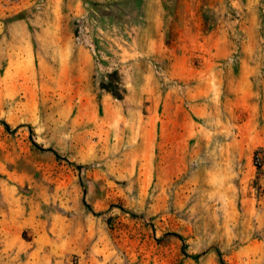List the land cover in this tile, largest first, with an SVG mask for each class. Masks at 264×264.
Returning <instances> with one entry per match:
<instances>
[{
  "label": "rangeland",
  "instance_id": "1",
  "mask_svg": "<svg viewBox=\"0 0 264 264\" xmlns=\"http://www.w3.org/2000/svg\"><path fill=\"white\" fill-rule=\"evenodd\" d=\"M198 5L209 28L236 20L231 43L211 44L221 52L218 66L211 61L201 70L196 55L188 64L181 55L137 51L155 45L137 35L150 15L161 16L169 29ZM86 7L82 22L94 48L88 49L96 89L110 99L55 97L53 86L27 84L30 71L0 70V176L20 180L51 170L54 158L77 174L91 209L86 196L102 187L92 171L109 173L107 219L113 229L118 214L111 211L124 217L125 264H264V0H86ZM243 20L250 22L248 33ZM163 40L169 45L176 39ZM153 93L181 97L160 104L159 112H190L188 147L179 127L173 149L143 151L136 141L120 149L108 145V109L122 110L126 123L149 109V100L127 97ZM233 110L231 118L212 114ZM108 158L126 161L119 172H107L102 161Z\"/></svg>",
  "mask_w": 264,
  "mask_h": 264
},
{
  "label": "crops",
  "instance_id": "2",
  "mask_svg": "<svg viewBox=\"0 0 264 264\" xmlns=\"http://www.w3.org/2000/svg\"><path fill=\"white\" fill-rule=\"evenodd\" d=\"M199 8L198 5L195 13L186 18L169 22V29L163 26L161 16L150 15L146 27L137 28V33L140 32L137 35L152 39L155 45H151L152 50L137 51L164 53L171 59L173 54H177L174 58L181 55L188 64L191 56L196 55L201 70L211 61L218 66L221 52L211 44L220 43L224 47L231 43L236 20H218L209 28ZM86 13V0H0V70L30 71L31 80L27 84L53 86L55 97H108L109 100L110 95H101L96 89L89 49L75 38V22L87 20ZM249 27L250 22L243 23L245 33ZM100 32L103 37L108 34L104 29ZM166 36L176 40L167 45L163 40ZM120 37L118 33V47ZM207 38L211 40L209 51ZM121 48L118 53L124 54L126 47ZM165 96L129 95L127 98L137 103L149 100V109L126 123L121 120L125 118L122 110L108 109L103 115V122L109 124L104 127L107 144H116L120 149L125 143L136 141L137 148L143 151L156 147L173 149V129L179 127L182 145L185 143L187 148L190 112L187 109L159 112L160 104L181 98ZM184 98L189 101L191 97ZM113 105L118 108L119 103ZM235 113L233 110L212 114L221 119L231 118ZM179 114L181 119L177 117ZM204 114L210 118V112ZM218 123L224 124L221 120ZM125 161L108 158L102 165L107 167V172H119ZM48 162L51 170L27 173L20 180L13 175L0 176V264H125L124 217L118 211H111L118 214L113 229L107 219L110 174L92 171V180L101 178L102 187L98 193L86 196L92 206L87 209L77 174L63 169V164L54 158Z\"/></svg>",
  "mask_w": 264,
  "mask_h": 264
},
{
  "label": "built area",
  "instance_id": "3",
  "mask_svg": "<svg viewBox=\"0 0 264 264\" xmlns=\"http://www.w3.org/2000/svg\"><path fill=\"white\" fill-rule=\"evenodd\" d=\"M82 21L83 19H78L75 22V38L78 42L85 44L87 48L93 51L94 48L92 43L88 42V40L86 39L87 32ZM256 161H258V157L256 158Z\"/></svg>",
  "mask_w": 264,
  "mask_h": 264
},
{
  "label": "trees",
  "instance_id": "4",
  "mask_svg": "<svg viewBox=\"0 0 264 264\" xmlns=\"http://www.w3.org/2000/svg\"><path fill=\"white\" fill-rule=\"evenodd\" d=\"M103 86V85H102ZM4 125L7 127L8 125L6 123H4Z\"/></svg>",
  "mask_w": 264,
  "mask_h": 264
}]
</instances>
